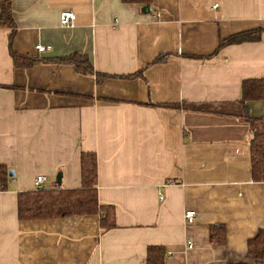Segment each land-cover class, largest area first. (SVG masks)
<instances>
[{
    "label": "crops",
    "instance_id": "obj_1",
    "mask_svg": "<svg viewBox=\"0 0 264 264\" xmlns=\"http://www.w3.org/2000/svg\"><path fill=\"white\" fill-rule=\"evenodd\" d=\"M11 1L13 30L0 27V264H145L151 246L164 264H256L247 242L264 230V182L252 179L240 99L244 81L264 79V0H152L148 14L121 0ZM66 11L73 27L60 25ZM255 30L258 41L217 51ZM10 50L35 64L16 67ZM71 55L100 80L53 63ZM247 110L264 146V101ZM84 153L115 227L102 231L99 215L20 221L18 194L36 177L42 191L81 187ZM212 226L224 244L210 243Z\"/></svg>",
    "mask_w": 264,
    "mask_h": 264
},
{
    "label": "trees",
    "instance_id": "obj_2",
    "mask_svg": "<svg viewBox=\"0 0 264 264\" xmlns=\"http://www.w3.org/2000/svg\"><path fill=\"white\" fill-rule=\"evenodd\" d=\"M125 5L149 7L152 0H121ZM0 27L13 30L12 1L0 0ZM13 33V32H12ZM262 31L255 30L222 40L217 51L224 47L256 42ZM11 37V36H10ZM11 58L16 67H30L35 60L19 56L10 50ZM158 58L156 61H161ZM55 64L71 65L81 75L94 76L98 81L102 75L93 71L90 62L84 56L71 55L54 60ZM264 101V79L246 80L241 86L240 102L244 108L243 120L251 128V171L252 179L264 182V146L263 127L261 121L252 119L247 110V103ZM6 169L0 167V191L6 187ZM96 158L93 153H84L80 157L81 187L75 190L34 191L18 194L17 217L20 221L55 220L73 216H97L100 229L107 231L115 227V214L110 206H101L96 193ZM226 240V231L222 226H212L209 230L211 244L222 245ZM248 254L256 264H264V230L247 242ZM165 251L161 247L151 246L147 249L145 264H164Z\"/></svg>",
    "mask_w": 264,
    "mask_h": 264
},
{
    "label": "built area",
    "instance_id": "obj_3",
    "mask_svg": "<svg viewBox=\"0 0 264 264\" xmlns=\"http://www.w3.org/2000/svg\"><path fill=\"white\" fill-rule=\"evenodd\" d=\"M218 5H215L213 9H216ZM158 17V16H157ZM74 19L75 15L73 12H62L59 16V22L62 27L70 28L73 27L74 25ZM36 52L38 54L47 52L50 50L49 47H43V46H36ZM45 182V177L44 176H38L35 179L34 183V191H42L43 188V183ZM163 198L160 197V201H162ZM197 214L193 210H188L184 213V220L187 226H191L196 222ZM188 248H192V244H188Z\"/></svg>",
    "mask_w": 264,
    "mask_h": 264
},
{
    "label": "water",
    "instance_id": "obj_4",
    "mask_svg": "<svg viewBox=\"0 0 264 264\" xmlns=\"http://www.w3.org/2000/svg\"><path fill=\"white\" fill-rule=\"evenodd\" d=\"M142 12L145 13V14H148L149 10H148V8L146 7V8H144V9L142 10ZM8 175H9L10 177H13L14 174H13L12 171H10V172L8 173Z\"/></svg>",
    "mask_w": 264,
    "mask_h": 264
}]
</instances>
